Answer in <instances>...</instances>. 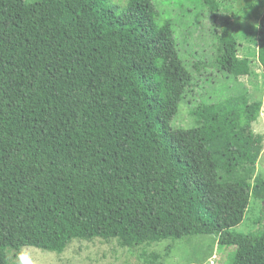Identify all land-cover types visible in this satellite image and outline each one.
<instances>
[{
  "label": "trees",
  "instance_id": "1",
  "mask_svg": "<svg viewBox=\"0 0 264 264\" xmlns=\"http://www.w3.org/2000/svg\"><path fill=\"white\" fill-rule=\"evenodd\" d=\"M159 16L155 0H0V264L7 248L200 234L234 246L231 264H264V233L232 231L264 196V179L251 186L262 103L200 101L194 126L172 127L207 68L235 78L250 60L227 25L212 29V59L187 64Z\"/></svg>",
  "mask_w": 264,
  "mask_h": 264
},
{
  "label": "rangeland",
  "instance_id": "2",
  "mask_svg": "<svg viewBox=\"0 0 264 264\" xmlns=\"http://www.w3.org/2000/svg\"><path fill=\"white\" fill-rule=\"evenodd\" d=\"M216 1L218 4L211 7L204 0H155L160 12L157 21H173L181 57L187 64L194 60L212 59V29L220 33L227 25L237 36L239 58L250 60L249 70L235 78L207 68L209 79L202 77L196 94L187 95L181 102L172 127L194 126L191 111L200 101L222 100V104L236 99L245 103L261 102L260 113L252 122L254 139L258 136L262 139L251 179L252 188L260 190L263 187H257V180L264 179V73L258 61L255 37L258 15L264 7L260 8L259 0ZM103 2L111 7L127 5V0ZM185 8L191 12L186 13ZM191 71L194 72L193 69ZM240 91H245V94L235 96ZM210 105L216 110L217 104ZM232 231L244 235L264 233V196L258 199L254 194L251 196L243 220ZM235 251L234 246H220L214 235L200 234L138 246L123 245L117 238L74 239L60 252L26 246L21 250L7 248L5 256L6 264H231Z\"/></svg>",
  "mask_w": 264,
  "mask_h": 264
}]
</instances>
